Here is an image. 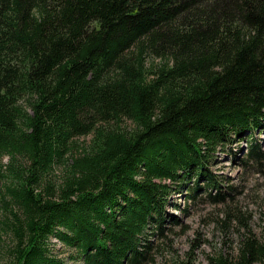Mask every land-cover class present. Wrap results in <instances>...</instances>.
I'll list each match as a JSON object with an SVG mask.
<instances>
[{
	"label": "trees",
	"instance_id": "trees-1",
	"mask_svg": "<svg viewBox=\"0 0 264 264\" xmlns=\"http://www.w3.org/2000/svg\"><path fill=\"white\" fill-rule=\"evenodd\" d=\"M262 129L264 0H0L8 264L153 262L184 187L245 230L212 264H264V213L255 235L209 169L242 141L264 170Z\"/></svg>",
	"mask_w": 264,
	"mask_h": 264
},
{
	"label": "rangeland",
	"instance_id": "rangeland-1",
	"mask_svg": "<svg viewBox=\"0 0 264 264\" xmlns=\"http://www.w3.org/2000/svg\"><path fill=\"white\" fill-rule=\"evenodd\" d=\"M125 124L131 126L127 121ZM257 137L264 150V129L257 132ZM89 139L90 136H87L86 140ZM232 144L233 154L218 149L219 155L209 169L221 180L220 189L227 192L229 206L236 205L240 212L250 216L248 226L257 235L260 231L259 218L264 213V170L251 164L243 165L244 142ZM6 159L4 156L1 161L5 162ZM192 180L188 179V187H191ZM230 186L233 191L228 189ZM184 188L170 197V201L177 203L179 208H173L171 204L166 206V212L176 216L177 222L166 220L162 238L158 234L148 237L152 247L164 241L165 248L155 251L153 262L147 264H212L208 257L235 252L240 238L238 233L245 230L234 217H230L228 226L224 224L226 204L208 202L202 189L193 192L194 198H188L190 190ZM231 198L233 200L229 201ZM9 243L8 236L0 234V264H8Z\"/></svg>",
	"mask_w": 264,
	"mask_h": 264
}]
</instances>
